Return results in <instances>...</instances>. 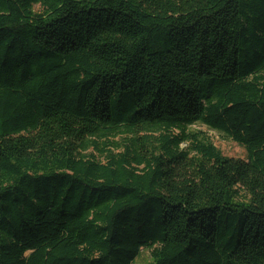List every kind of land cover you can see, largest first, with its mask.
Masks as SVG:
<instances>
[{"label": "trees", "instance_id": "16d2710c", "mask_svg": "<svg viewBox=\"0 0 264 264\" xmlns=\"http://www.w3.org/2000/svg\"><path fill=\"white\" fill-rule=\"evenodd\" d=\"M145 249L264 264V0H0V264Z\"/></svg>", "mask_w": 264, "mask_h": 264}, {"label": "rangeland", "instance_id": "374dc122", "mask_svg": "<svg viewBox=\"0 0 264 264\" xmlns=\"http://www.w3.org/2000/svg\"><path fill=\"white\" fill-rule=\"evenodd\" d=\"M192 131L200 133V138L202 140L211 141L217 149H219L222 154L226 157L236 158V159H246V151L238 143L227 139L224 135L219 132L210 130L203 125H196L192 128ZM152 257L150 250H143L140 257L137 258L134 264H151Z\"/></svg>", "mask_w": 264, "mask_h": 264}]
</instances>
